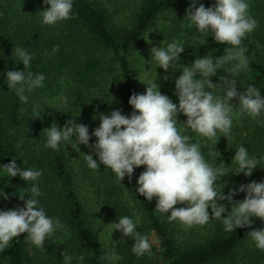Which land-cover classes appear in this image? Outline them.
Listing matches in <instances>:
<instances>
[{
    "label": "trees",
    "instance_id": "trees-1",
    "mask_svg": "<svg viewBox=\"0 0 264 264\" xmlns=\"http://www.w3.org/2000/svg\"><path fill=\"white\" fill-rule=\"evenodd\" d=\"M113 1L73 0L69 19L45 25L41 11L49 5L44 0H0V190L8 197L0 196V211L23 208L24 201L19 197L31 198L30 189L35 184L41 193L38 207L64 225L46 237L43 248L28 241L27 233L13 238L0 250V264H65V255L72 257L71 264H108L103 258L106 248L98 227L100 214H105L110 224L124 216L138 221L136 230L148 237L151 245L150 254L137 257L132 252L135 237H125L111 227L109 246L114 257H119L114 264H264V250L258 249L247 235L264 229V221L259 218H250L251 228L231 232L225 231L222 218L192 226L170 221V212L155 210L158 198L148 201L137 192V180L145 166L135 168L131 179L125 176L120 182L103 164L95 170L88 167L85 154L99 162L94 149L88 146L81 144L80 151L70 148L68 142H61L56 150L45 147L47 136L43 130L53 123L62 130L67 121L73 120L86 125L91 135L88 106L103 110L105 115L113 110L131 115L129 98L140 93L139 71L134 62L143 37L155 25H160L162 48L173 41L185 46L179 61L167 71L162 70L157 81L159 91L177 105L175 80L182 75L183 67L206 55L218 58L230 47L216 42L211 32L199 31L185 18L191 0H138L134 14L123 25L112 22L106 5ZM246 2L258 27L242 40L248 69L235 77L237 91L245 92L248 86H254L264 98V0ZM201 3L206 8L215 5L199 0L197 7ZM16 46L32 55L29 68L25 69L16 57ZM237 62L233 60L219 68L211 81L219 84V77L225 75L233 79L229 70ZM24 70L45 76L43 87L25 92L27 103L20 102L15 90L8 88L6 77L7 71ZM195 78L199 79V74ZM59 94L64 104L54 112L46 110L47 98ZM215 94L223 92L217 89ZM230 103L235 106L227 138L221 136L216 143L190 129L186 133L191 142L200 143L202 154L213 167L223 162L228 172L234 171L232 159L241 145L258 159L259 165L250 177L231 172L218 180L217 189H223L224 195L252 181L264 182V115L256 119L236 115L238 99ZM186 120V116L178 114V123ZM95 142L96 137L91 136L89 144ZM13 159L23 169L42 171L41 177L23 181L18 175L8 176L2 166ZM245 195L238 192L233 201H243ZM219 203L226 206L222 215L231 211L226 200ZM208 211L211 215V208ZM152 239L156 245L151 244ZM81 254L85 256L83 262L77 260Z\"/></svg>",
    "mask_w": 264,
    "mask_h": 264
},
{
    "label": "clouds",
    "instance_id": "clouds-1",
    "mask_svg": "<svg viewBox=\"0 0 264 264\" xmlns=\"http://www.w3.org/2000/svg\"><path fill=\"white\" fill-rule=\"evenodd\" d=\"M44 2L49 7L41 11L43 24L54 25L70 18L73 0ZM198 2L191 0L185 18L199 31L211 32L216 42L230 47H226L224 54L218 58L206 55L195 59L191 66L183 67L182 75L175 80L178 105L159 91L157 83L146 84L145 93L130 96L129 104L133 108L130 116L123 115L120 110H113L110 115L100 114L99 127L91 135L86 125L76 124L73 120L67 121L62 130L53 123L43 130L47 136L45 147L56 150L61 142H68L73 149L80 151L81 144L88 146L99 157L98 162L93 155L85 154L88 167L95 170L103 164L120 182L125 176L131 179L135 168L146 166L138 177L137 192L148 201L153 197L158 198L156 211L170 212V221L178 220L187 226L204 225L210 218H222L225 231L231 232L237 228H251V217L264 221V182L252 181L240 185L238 190H230L227 195L223 194V189H217V182L231 172L250 177L259 165L258 159L250 156L248 149L241 145L236 148L232 159L236 164L234 171L228 172L223 162L213 167L202 154L200 143L191 142L186 133L190 129L216 143L221 136L227 138L233 125L235 105L230 103L233 99H238L239 111L236 115L247 114L253 119L264 115V98L260 95V89L248 86L245 92H238L235 78L242 70L248 69L242 40L258 27V23L249 14L250 5L246 0H215V5L207 8L202 3L197 7ZM184 47L180 42L173 41L167 44L166 49L152 47L151 55L158 66L167 71L179 61ZM15 55L25 69L30 67L33 57L27 49L16 46ZM233 60L238 61L229 70L233 79H228L227 75L220 76V83L214 84L210 78ZM197 74L199 79L195 78ZM6 77L8 88L15 90L22 103L28 101L25 92L43 87L45 80L43 74L34 76L31 71L25 70L7 71ZM217 89H221L223 95H216ZM179 113L187 117L186 123H178ZM91 136L96 137L94 144H89ZM2 167L8 176L18 175L23 181H37L42 175L40 170L17 166L15 159ZM30 191L31 198L25 200L23 196L19 197L24 201L23 208L0 211V250L24 233H27L28 241L43 248L46 237L64 227L58 219L48 217L45 210L38 207L37 197L41 195L38 186L33 184ZM238 192L246 193L245 198L234 202L233 197ZM0 196L8 198L2 190ZM225 200L231 205V211L222 215L227 210L219 201ZM178 203H186L187 207H174ZM111 227L120 230L125 237H135L132 252L137 257L150 254L148 237L141 236L136 230L138 221L124 216L119 218L118 223H112ZM247 235L258 249L264 250V229L249 231ZM64 260L65 264H71L72 257L65 255ZM77 260L83 262L84 254L79 255Z\"/></svg>",
    "mask_w": 264,
    "mask_h": 264
},
{
    "label": "rangeland",
    "instance_id": "rangeland-1",
    "mask_svg": "<svg viewBox=\"0 0 264 264\" xmlns=\"http://www.w3.org/2000/svg\"><path fill=\"white\" fill-rule=\"evenodd\" d=\"M203 2H215L214 0H201ZM138 0H115L113 2H109L106 6L108 7V11L110 13V17L112 18V22L116 24H125L134 14L135 9L138 7ZM161 32L160 25H155L147 34L143 37L141 41V48L138 51L139 55L136 56L137 69L139 71V81H140V93L143 94L146 91V84L157 83L160 76L163 75V68L159 67L157 62L152 58L151 48L152 47H161ZM164 80V79H163ZM46 110L50 112L56 111L60 106L64 104V97L62 94L56 95L51 98H47ZM88 110V118L91 120V132H93L97 127H99L100 119L99 115L103 114V110L98 109L92 106L87 107ZM96 119H93V117ZM69 145V144H67ZM70 148L72 146L70 145ZM75 157V156H74ZM146 167V166H145ZM99 213V212H98ZM97 213V214H98ZM99 218V229L101 233V239L104 242V246L106 248V256L114 257L112 253V249L109 244L111 241V224L110 220L105 214H100ZM104 238V239H103ZM106 240V241H104ZM152 245H156V241L152 239ZM108 264H114L115 258L107 259Z\"/></svg>",
    "mask_w": 264,
    "mask_h": 264
}]
</instances>
